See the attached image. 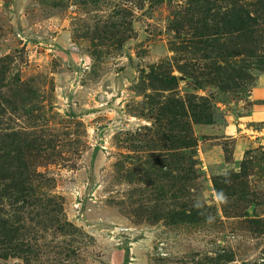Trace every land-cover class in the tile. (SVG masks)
<instances>
[{"label": "rangeland", "instance_id": "rangeland-1", "mask_svg": "<svg viewBox=\"0 0 264 264\" xmlns=\"http://www.w3.org/2000/svg\"><path fill=\"white\" fill-rule=\"evenodd\" d=\"M0 167V264H264V0H0Z\"/></svg>", "mask_w": 264, "mask_h": 264}, {"label": "trees", "instance_id": "trees-1", "mask_svg": "<svg viewBox=\"0 0 264 264\" xmlns=\"http://www.w3.org/2000/svg\"><path fill=\"white\" fill-rule=\"evenodd\" d=\"M0 169H4L3 167H0ZM5 171V169H4ZM6 177V173L4 172L3 174L0 175V179L4 180ZM16 191L19 192L20 190H22V185L19 183H10V184H2L0 187V201L1 199H3V197H10L9 195V191ZM11 200H9L10 203ZM2 210L0 209V231L7 237V242H3L0 239V253L3 252V257H7V256H11V255H16V252L19 251V249L17 247L12 248L10 245L11 243L9 242L10 240H13V238L11 236L8 237V235L13 234L15 232H18V229H12L10 226V221L8 219H6L3 215H2ZM19 225L20 222H18ZM22 227V226H21ZM20 227V228H21Z\"/></svg>", "mask_w": 264, "mask_h": 264}]
</instances>
